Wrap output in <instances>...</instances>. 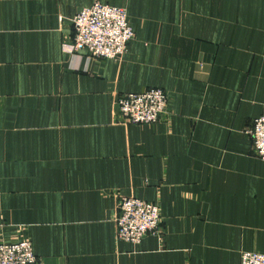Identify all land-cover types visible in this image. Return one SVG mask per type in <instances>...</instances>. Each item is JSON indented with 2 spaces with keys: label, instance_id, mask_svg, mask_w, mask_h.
Instances as JSON below:
<instances>
[{
  "label": "crops",
  "instance_id": "obj_1",
  "mask_svg": "<svg viewBox=\"0 0 264 264\" xmlns=\"http://www.w3.org/2000/svg\"><path fill=\"white\" fill-rule=\"evenodd\" d=\"M123 6L119 59L67 51L71 17ZM160 87L153 123L113 100ZM264 0H0V241L40 264H240L264 254ZM118 196L159 206L160 232L115 238Z\"/></svg>",
  "mask_w": 264,
  "mask_h": 264
},
{
  "label": "built area",
  "instance_id": "obj_2",
  "mask_svg": "<svg viewBox=\"0 0 264 264\" xmlns=\"http://www.w3.org/2000/svg\"><path fill=\"white\" fill-rule=\"evenodd\" d=\"M72 42L65 49L87 51V56L119 59L134 37V28L123 6L94 2L79 9L70 19ZM168 93L160 87H148L124 94L113 101L114 119L123 124L153 123L167 112ZM246 132L252 139V151L264 161V111L252 121ZM159 206L141 198L118 196L115 214L116 240L138 243L146 233L160 232ZM0 264H40L28 238L0 241ZM240 264H264V254L242 251Z\"/></svg>",
  "mask_w": 264,
  "mask_h": 264
},
{
  "label": "rangeland",
  "instance_id": "obj_3",
  "mask_svg": "<svg viewBox=\"0 0 264 264\" xmlns=\"http://www.w3.org/2000/svg\"><path fill=\"white\" fill-rule=\"evenodd\" d=\"M113 101H114V100H113ZM113 107H114L115 109H117L114 105H113ZM140 124H141V123H140ZM127 197H131V196H127ZM156 204H157V203H156ZM159 213H160V211H159ZM147 234H152V233H146V234L142 237V239H143ZM142 239H141V240H142ZM141 240H140V241H141ZM37 258H38V257H37ZM38 259H39V258H38Z\"/></svg>",
  "mask_w": 264,
  "mask_h": 264
}]
</instances>
